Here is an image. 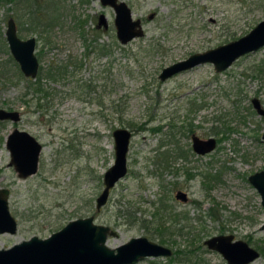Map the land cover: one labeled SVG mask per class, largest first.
I'll return each instance as SVG.
<instances>
[{
  "label": "rangeland",
  "instance_id": "374dc122",
  "mask_svg": "<svg viewBox=\"0 0 264 264\" xmlns=\"http://www.w3.org/2000/svg\"><path fill=\"white\" fill-rule=\"evenodd\" d=\"M123 1L144 32L126 45L117 41L113 9L99 0L0 2V19L12 17L21 39L35 38L39 66L71 62L41 93L26 91L0 22V108L21 116L0 124V188L17 221L15 233H0V250L92 216L116 233L109 248L146 237L173 252L135 264H227L203 244L219 234L258 249L249 264H264V208L248 181L264 170V117L251 104L258 98L264 109V48L221 73L203 64L158 78L174 62L247 34L264 20V0ZM14 128L42 145L26 178L8 166L5 139ZM116 128L131 132L127 172L96 210ZM193 134L214 137L216 148L196 155Z\"/></svg>",
  "mask_w": 264,
  "mask_h": 264
},
{
  "label": "water",
  "instance_id": "95a60500",
  "mask_svg": "<svg viewBox=\"0 0 264 264\" xmlns=\"http://www.w3.org/2000/svg\"><path fill=\"white\" fill-rule=\"evenodd\" d=\"M102 6L111 7L114 11L116 38L121 45L142 37L140 19H133L129 6L123 0H99ZM5 38L13 59L26 78L34 79L39 69L35 55L36 40L34 37L22 40L17 35L13 18H9L5 29ZM264 48V20L240 38L226 44L193 53L186 59L172 63L163 68L158 76L164 81L176 74L191 70L203 64H211L216 73H221L247 54ZM251 104L256 112L264 117V109L258 98ZM20 114L15 110L0 108V121L17 123ZM114 142V161L103 174V189L95 199V208L100 210L106 204L109 191L125 176L127 172L126 154L131 132L127 128H116L112 132ZM264 141V132L261 136ZM217 146L214 137L206 139L193 134L191 147L196 155L212 152ZM9 152L8 166H12L18 177L26 178L37 171L39 154L42 145L30 133L14 128L5 139ZM248 181L257 190L261 205L264 208V170L248 176ZM9 190L0 188V233H15L17 221L8 207ZM175 198L186 201V193L178 191ZM264 230V223L260 226ZM108 236H116L109 227L95 224L93 217L69 221L62 229L44 239L36 236L27 241L0 250V264H135L146 258H169L173 252L170 248L152 242L146 237L131 238L116 248L106 246ZM203 244L218 252L227 264H249L259 257V252L243 240H234L232 234L212 236Z\"/></svg>",
  "mask_w": 264,
  "mask_h": 264
},
{
  "label": "trees",
  "instance_id": "16d2710c",
  "mask_svg": "<svg viewBox=\"0 0 264 264\" xmlns=\"http://www.w3.org/2000/svg\"><path fill=\"white\" fill-rule=\"evenodd\" d=\"M7 2L8 0H0V2ZM10 1V0H9ZM12 1V0H11ZM6 18L2 17L0 20V22H4ZM1 24V23H0ZM1 30V28H0ZM45 31V29H43ZM1 32V31H0ZM69 64H71V62L69 61L68 63L59 66V65H55V64H51V66H49L47 69H43L41 66H39V71L37 76L35 77V79H28L25 78L26 82H27V86H26V91H29L30 89H33L34 94H39L41 93L42 87L44 85V80H52V81H56L58 79L63 78L66 75V71H67V67L69 66ZM38 100H40V98H38ZM40 102H37V105L40 106ZM216 121H219L218 119ZM2 122H0L1 124ZM216 134L220 133V131H216L214 132ZM3 139V138H1ZM262 251L264 249V246H262V248H260ZM170 262V261H169Z\"/></svg>",
  "mask_w": 264,
  "mask_h": 264
},
{
  "label": "flooded vegetation",
  "instance_id": "af4514ba",
  "mask_svg": "<svg viewBox=\"0 0 264 264\" xmlns=\"http://www.w3.org/2000/svg\"><path fill=\"white\" fill-rule=\"evenodd\" d=\"M9 18H12V17H9ZM8 18V19H9ZM8 19H7V21H8ZM14 20V19H13ZM7 21H6V25H7ZM14 22H15V20H14ZM15 25H16V22H15ZM16 31H17V25H16ZM18 35V34H17ZM4 36H5V32H4ZM20 38V37H19ZM21 39V38H20ZM5 40H6V38H5ZM22 40H25V39H22ZM118 40V39H117ZM8 45V44H7ZM9 48V47H8ZM10 51V50H9ZM35 52H36V47H35ZM34 52V53H35ZM11 54V53H10ZM35 55H36V53H35ZM12 56V55H11ZM37 57V56H36ZM13 58V57H12ZM38 59V58H37ZM16 62V61H15ZM17 63V62H16ZM18 64V63H17ZM19 66V65H18ZM20 69V68H19ZM38 71H39V69H38ZM22 73V72H21ZM38 74V73H37ZM24 76V75H23ZM26 78V77H25ZM28 79H31V78H28ZM35 79V78H34ZM6 110V109H5ZM8 110V109H7ZM19 112V111H18ZM19 114H20V112H19ZM20 118H21V116H20ZM0 122H4V121H0ZM13 123V122H12ZM18 123V122H17ZM192 148V147H191ZM193 151V150H192ZM219 235H225V234H219ZM234 240H238V239H234ZM244 241V240H243ZM249 245V244H248ZM250 246V245H249ZM251 247V246H250ZM253 248V247H252ZM255 249V248H254ZM258 250V249H257ZM258 252H259V250H258ZM260 255V254H259Z\"/></svg>",
  "mask_w": 264,
  "mask_h": 264
},
{
  "label": "bare ground",
  "instance_id": "6f19581e",
  "mask_svg": "<svg viewBox=\"0 0 264 264\" xmlns=\"http://www.w3.org/2000/svg\"><path fill=\"white\" fill-rule=\"evenodd\" d=\"M232 66V65H231Z\"/></svg>",
  "mask_w": 264,
  "mask_h": 264
}]
</instances>
